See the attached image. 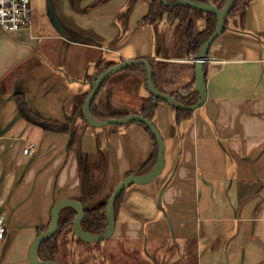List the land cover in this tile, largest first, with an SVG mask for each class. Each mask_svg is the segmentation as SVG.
<instances>
[{
	"label": "crops",
	"instance_id": "crops-1",
	"mask_svg": "<svg viewBox=\"0 0 264 264\" xmlns=\"http://www.w3.org/2000/svg\"><path fill=\"white\" fill-rule=\"evenodd\" d=\"M150 2L31 0L30 25L0 32V264H30L29 246L58 201L101 207L154 151L138 124L94 127L84 119L88 78L145 60L158 90L194 91L184 27L166 16L142 23ZM204 63L201 107L176 123L172 106L155 105L153 124L165 144L161 174L124 189L110 238L86 243L62 234L58 264H71L73 245L94 264L111 255L117 264H264V0L227 18ZM152 97L146 74L127 67L106 78L90 112L96 121L142 116ZM18 101L40 121L24 119ZM28 142L36 144L32 155L23 154Z\"/></svg>",
	"mask_w": 264,
	"mask_h": 264
},
{
	"label": "water",
	"instance_id": "water-1",
	"mask_svg": "<svg viewBox=\"0 0 264 264\" xmlns=\"http://www.w3.org/2000/svg\"><path fill=\"white\" fill-rule=\"evenodd\" d=\"M164 4L167 5H174V6H188L194 9H198L201 11L206 12H212L216 15L217 23L214 32L200 45V47L197 50V53L194 56V62H195V83H194V91H196L199 95L198 102L193 106H185L182 103H180L174 96H170L160 90L157 89V87L154 84L153 81V70L150 64L145 60L140 61H123L121 63H118L106 70H104L102 73H100L95 81L93 82V85L91 87V90L87 96V98L84 101L83 107H82V115L84 119L92 126L94 127H100L105 126L107 124H128L133 122H140L143 123L151 132L153 137L155 138L156 145H157V157L154 166L145 174L142 175H134L130 174L127 177L123 178L119 183L115 186V188L112 190L110 197L108 199L107 205H106V220L107 224L104 229V231L101 234H92L90 232L85 231L81 227V219L84 215V208L82 204L74 199H63L58 201L52 208L50 213V222L48 227L39 233L35 239L31 242L29 249H28V260L30 264H58L56 261L52 260H41L37 256V249L40 246L42 242L47 241L50 239L57 231L58 229V217L59 212L64 207H72L74 208L76 212V216L72 221L71 231L72 234L80 239L83 242L86 243H93L98 242L101 240L108 239L112 236L114 232L115 227V217H114V205L117 197L120 195V193L129 185L131 184H146L149 182H152L154 179H156L162 172L164 167V151H165V144L164 140L156 128V126L149 120L145 119L141 115L137 114H131V115H125L123 117L119 118H105L99 121H96L90 112V105L92 101L95 98V95L97 94L102 82L108 78L111 74L125 69L127 67L136 65L138 63H141L145 67L146 72V85L148 88V91L153 96L154 99H159L161 101H164L168 103L170 106L181 109L185 111H194L202 106L206 99V82L203 72V63L206 61L208 50L213 43V41L219 37L224 29H225V19L232 9V7L235 4L236 0H226L225 6L223 9H218L214 5L207 4V3H200L195 1H189V0H177V1H166L161 0ZM48 10L51 15V19L53 24L55 25L56 29H58L60 32H63L62 28L60 27L58 21L53 15L52 7L48 3ZM156 101H153L155 104Z\"/></svg>",
	"mask_w": 264,
	"mask_h": 264
},
{
	"label": "trees",
	"instance_id": "trees-1",
	"mask_svg": "<svg viewBox=\"0 0 264 264\" xmlns=\"http://www.w3.org/2000/svg\"><path fill=\"white\" fill-rule=\"evenodd\" d=\"M166 1H177V0H166ZM189 1L211 4L217 7L218 9H223L226 3V0H189ZM250 1L251 0H236L235 1L234 6L232 7V9L230 10V12L228 13L225 19V27L227 24V18L235 14L238 10H241V7H242V13H243L244 8L247 6V4ZM164 16H166L168 19H173L175 21L177 20L179 25L184 27L187 49L192 56H194L197 53V50L200 47V45L214 32L216 23H217L216 15L213 14L212 12L201 11V10L194 9L188 6L167 5V4H164L161 0H151L148 14L142 19L141 22L144 24H153L161 20ZM199 21L203 23V26L201 27L200 30H197L196 23ZM148 63L151 66V63L150 62ZM130 67H136L137 69L141 70L143 73L146 74L145 67L141 63H138ZM203 72H204V77L206 79L205 63H203ZM95 79L96 77L88 78V81H90L91 86L93 85V82L95 81ZM153 81L155 84L154 76H153ZM105 82H106V79L102 82L99 90L103 87ZM191 87L192 85H189L187 87L186 89L187 96L185 97H182L179 94L171 95V96H174L180 103H182L185 106H193L198 102L199 95L196 91L190 92ZM89 92L84 95V101L87 98ZM153 101H156L155 104L153 103ZM157 101L164 102L159 99L156 100L153 98L150 102L147 103V105L144 107L142 111V116L145 119L151 121L152 123H153L155 105ZM93 102L91 103V107L93 105ZM18 108H19V112L21 116L24 119L28 121L31 120L33 122L40 121V118L34 116L27 109V107H25L19 101H18ZM173 109L176 112V119H175L176 123L179 120L190 116L192 113L191 111L176 109L174 107ZM133 123L142 126L146 130V132L151 136L153 140V144H154L153 153L138 171V175L139 174L142 175V174L147 173L154 166L156 157H157V145H156L155 138L153 137L149 129L143 123H140V122H133ZM42 127L47 130L51 129V127L47 125H42ZM123 195H124V190L120 193V195L117 197L115 201L114 216L116 215L118 207L122 203ZM109 196L110 194L107 196L105 203L101 207L97 209H93V210H84V215L81 219L80 224H81V227L85 231L90 232L92 234H101L104 231L106 224H107L106 205H107ZM75 216H76V212L72 208L65 207L60 210L59 217H58V229L56 233L47 241L42 242L37 249V256L41 260L55 261L54 257L56 253L58 252L59 236L63 234V232L70 231L69 229L71 228V224ZM38 232L41 233L42 230Z\"/></svg>",
	"mask_w": 264,
	"mask_h": 264
},
{
	"label": "built area",
	"instance_id": "built-area-1",
	"mask_svg": "<svg viewBox=\"0 0 264 264\" xmlns=\"http://www.w3.org/2000/svg\"><path fill=\"white\" fill-rule=\"evenodd\" d=\"M31 23V0H0V32H12L28 27ZM36 148L34 142H28L23 154L32 155ZM6 232L5 217L0 213V240Z\"/></svg>",
	"mask_w": 264,
	"mask_h": 264
},
{
	"label": "rangeland",
	"instance_id": "rangeland-1",
	"mask_svg": "<svg viewBox=\"0 0 264 264\" xmlns=\"http://www.w3.org/2000/svg\"><path fill=\"white\" fill-rule=\"evenodd\" d=\"M69 230H70L69 231V233H70L71 232V228ZM67 232L68 231L63 232L64 236H65V234ZM61 235L59 236V238L61 237ZM93 243H95V242H93ZM58 249H59V244H58ZM69 253H70V257H71V259H70V263L71 264H94V263H92L91 261L88 260L89 257H91V259L93 260V255H90V253H87L86 255L80 257V254H79L80 253V248L76 247V245H73L70 248ZM117 258H118V256L114 257L113 255L106 257L105 258L107 260L106 264H109V263L117 264Z\"/></svg>",
	"mask_w": 264,
	"mask_h": 264
},
{
	"label": "flooded vegetation",
	"instance_id": "flooded-vegetation-1",
	"mask_svg": "<svg viewBox=\"0 0 264 264\" xmlns=\"http://www.w3.org/2000/svg\"><path fill=\"white\" fill-rule=\"evenodd\" d=\"M110 197V196H109ZM115 217V216H114ZM71 226H72V224H71ZM72 232V231H71Z\"/></svg>",
	"mask_w": 264,
	"mask_h": 264
},
{
	"label": "bare ground",
	"instance_id": "bare-ground-1",
	"mask_svg": "<svg viewBox=\"0 0 264 264\" xmlns=\"http://www.w3.org/2000/svg\"><path fill=\"white\" fill-rule=\"evenodd\" d=\"M127 177V176H126ZM132 185V184H131ZM130 186V185H129Z\"/></svg>",
	"mask_w": 264,
	"mask_h": 264
}]
</instances>
